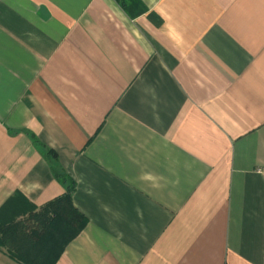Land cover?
<instances>
[{
	"label": "crops",
	"instance_id": "1",
	"mask_svg": "<svg viewBox=\"0 0 264 264\" xmlns=\"http://www.w3.org/2000/svg\"><path fill=\"white\" fill-rule=\"evenodd\" d=\"M70 181L56 264H264V0H0V222Z\"/></svg>",
	"mask_w": 264,
	"mask_h": 264
},
{
	"label": "trees",
	"instance_id": "2",
	"mask_svg": "<svg viewBox=\"0 0 264 264\" xmlns=\"http://www.w3.org/2000/svg\"><path fill=\"white\" fill-rule=\"evenodd\" d=\"M44 156L49 162L57 160L56 153L47 148ZM54 174L61 177L56 171ZM72 189L70 181L66 191L45 206L18 220L0 222V248L19 264H56L87 223L86 216L72 202Z\"/></svg>",
	"mask_w": 264,
	"mask_h": 264
}]
</instances>
